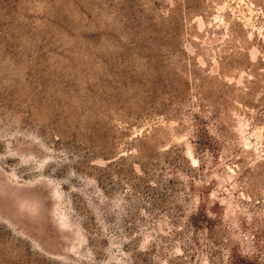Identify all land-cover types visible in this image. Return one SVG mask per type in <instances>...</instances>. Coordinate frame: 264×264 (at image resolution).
<instances>
[{
	"label": "rangeland",
	"instance_id": "374dc122",
	"mask_svg": "<svg viewBox=\"0 0 264 264\" xmlns=\"http://www.w3.org/2000/svg\"><path fill=\"white\" fill-rule=\"evenodd\" d=\"M0 264H264V0H0Z\"/></svg>",
	"mask_w": 264,
	"mask_h": 264
}]
</instances>
